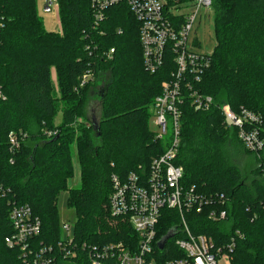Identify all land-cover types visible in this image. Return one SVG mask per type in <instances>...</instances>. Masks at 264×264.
I'll list each match as a JSON object with an SVG mask.
<instances>
[{
	"label": "trees",
	"instance_id": "1",
	"mask_svg": "<svg viewBox=\"0 0 264 264\" xmlns=\"http://www.w3.org/2000/svg\"><path fill=\"white\" fill-rule=\"evenodd\" d=\"M212 4L217 44L196 85L212 96L214 105L195 111L189 101L184 103L174 162L183 168L184 188L199 197L225 196L221 204L185 211L191 232L211 236L215 246L232 241L229 264H264V149L256 154L247 150L220 108L227 103L236 113L241 108L257 113L264 139V0ZM57 9L60 30L52 33L42 24L36 0H0V264H24L19 248L4 239L13 233L12 204L29 205L40 220L33 248L61 239L57 204L64 189L75 212L78 243L137 240L127 223L110 213L111 176L147 168L164 151L148 130V118L161 82L170 78V57L156 72L145 70L139 22L124 3L108 6L99 22H93L90 0H57ZM86 72L93 80L81 87ZM106 73L110 78L102 89L98 127L94 121L79 124L87 88ZM59 111L56 124L52 120ZM45 129L57 131L48 137ZM13 131L26 137L10 153ZM228 142L243 146L255 159L247 174L230 160ZM75 156L79 186L67 188ZM211 209L225 210L228 221L209 219ZM159 219L158 241L177 227V210L163 208ZM176 237L168 238L163 249L156 245V264L181 255ZM86 251L80 249L76 264H91ZM101 264L116 263L105 257Z\"/></svg>",
	"mask_w": 264,
	"mask_h": 264
},
{
	"label": "built area",
	"instance_id": "2",
	"mask_svg": "<svg viewBox=\"0 0 264 264\" xmlns=\"http://www.w3.org/2000/svg\"><path fill=\"white\" fill-rule=\"evenodd\" d=\"M125 4L136 21L139 22V41L142 49V63L146 71L153 73L163 66L168 56L173 62L168 80L160 84L159 93L152 102V117L158 130L155 139L162 141L164 151L153 157L145 168L138 166L124 177L111 176V194L109 196L110 213L120 217L132 230L137 240L131 237L109 244L87 245L78 243L75 236L68 234L70 225L63 222L60 228L67 235L54 245L33 248L32 241L41 231L39 218L27 204H12L10 221L13 233L4 239L10 247L19 248L24 264H76L75 258L80 251H88L91 264H101L103 258L112 257L116 264H156L157 227L163 208L175 209L178 213L177 227L174 228V245L181 255L165 261V264H218L223 257L229 264L228 252L234 247L233 242L215 246L211 236L195 234L189 229L185 211L201 210L203 204L223 203L225 196L215 194L197 196L192 188L181 184L183 168L174 160L181 141L182 107L187 101L195 111H207L214 105L212 96L203 93L197 87V81L209 66V56L187 47L190 31L195 16L201 7L210 8L212 0H90L93 22H99L108 6ZM184 4L192 8V13L175 14L171 9ZM57 8V0H48L43 10ZM113 52V49H110ZM93 80L88 72L82 76L80 86ZM225 122L236 127L238 137L245 148L256 154L264 149V139L260 135L261 118L257 113L241 108L233 111L229 104L220 106ZM55 130H44L46 136L55 134ZM164 135H169L164 140ZM22 131L9 134V152L14 153L25 140ZM13 158H10V163ZM212 221H228L227 213L222 209H211L207 215ZM74 228V227H73ZM163 249V248H162ZM86 251V252H87Z\"/></svg>",
	"mask_w": 264,
	"mask_h": 264
},
{
	"label": "rangeland",
	"instance_id": "3",
	"mask_svg": "<svg viewBox=\"0 0 264 264\" xmlns=\"http://www.w3.org/2000/svg\"><path fill=\"white\" fill-rule=\"evenodd\" d=\"M48 0H36V10L42 20V24H44L45 29L48 32H59L60 24H59V13L58 9L55 5H52L51 12H45L43 10L45 4ZM184 4H179L177 8L171 9V11L175 14H187L192 13V8H184ZM215 12L214 8L211 6L206 9L201 7L197 15L195 16V21L192 25V29L190 31L187 47L191 48L193 51L198 53L210 55L217 44V34L215 32ZM110 74L106 73L100 77H97V81L90 85L86 91V97L83 101V106L81 111H79L77 116V121L79 124H83L84 121L90 123L89 121H94L96 126L98 127V121L102 116V89L106 82L109 80ZM54 95V94H53ZM56 95V94H55ZM54 95V96H55ZM62 101V100H61ZM59 106L63 107V102L59 103ZM58 106V108H59ZM61 120V111L57 112L54 120V123L58 124ZM148 130L151 132H156L158 130V126L155 124V120L152 117V114L148 118ZM169 135H164V140L168 139ZM229 147V156L230 160L240 166L241 170L244 173H248L249 168L255 164V159L253 156L248 155L247 152L243 149V146L236 145L232 142H228ZM74 149V148H73ZM73 160V158H72ZM74 173L73 176L69 179L67 188L78 187L79 179H78V171L79 165L77 163V157H74L73 160ZM59 199L57 204L58 209V221L62 226L63 222H67L70 225V231L68 234L72 235L73 227L75 224V212L72 208L68 207L67 200L68 194L67 190H61L59 193ZM67 235V231L61 228V236L65 238ZM218 264H228L227 261L220 257L218 258Z\"/></svg>",
	"mask_w": 264,
	"mask_h": 264
},
{
	"label": "water",
	"instance_id": "4",
	"mask_svg": "<svg viewBox=\"0 0 264 264\" xmlns=\"http://www.w3.org/2000/svg\"><path fill=\"white\" fill-rule=\"evenodd\" d=\"M174 228L173 229H171V230H169L168 232H167V234H165L159 241H158V248L159 249H162V248H164L163 246H164V244H165V242L167 241V239L168 238H171V237H173L174 236Z\"/></svg>",
	"mask_w": 264,
	"mask_h": 264
}]
</instances>
